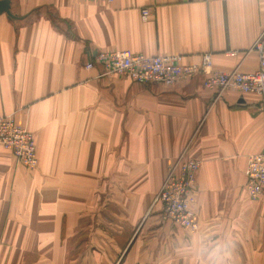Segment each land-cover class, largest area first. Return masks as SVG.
Here are the masks:
<instances>
[{
  "label": "crops",
  "instance_id": "obj_1",
  "mask_svg": "<svg viewBox=\"0 0 264 264\" xmlns=\"http://www.w3.org/2000/svg\"><path fill=\"white\" fill-rule=\"evenodd\" d=\"M11 2L22 20L0 16V117L34 134L39 163L0 144V264H211L203 253L220 246L227 264H264V197L249 198L245 176L264 102L203 75L167 88L86 68L130 50L185 64L211 53L216 71L255 73L264 0ZM179 158L201 162L197 231L153 206Z\"/></svg>",
  "mask_w": 264,
  "mask_h": 264
},
{
  "label": "built area",
  "instance_id": "obj_2",
  "mask_svg": "<svg viewBox=\"0 0 264 264\" xmlns=\"http://www.w3.org/2000/svg\"><path fill=\"white\" fill-rule=\"evenodd\" d=\"M109 3L112 0H79ZM150 10H142L147 21ZM258 54V70L255 73L230 72L213 68L211 53L201 57L200 64H185L181 55L146 56L130 50L99 52L95 61H89L87 69L95 65L103 68L104 75H120L140 85L173 87L179 82L205 77L204 87L218 94L233 89L244 94H254L264 102V29L252 49ZM231 55H236L231 52ZM264 104V103H263ZM0 144L11 151L18 163L30 170L38 166L34 134L17 123L13 116L0 117ZM201 162L179 158L170 168L161 188L153 199V206H161L162 220L174 228L197 231L199 226L192 212L197 186L196 175ZM246 190L252 200L264 197V148L248 160L245 171Z\"/></svg>",
  "mask_w": 264,
  "mask_h": 264
},
{
  "label": "clouds",
  "instance_id": "obj_3",
  "mask_svg": "<svg viewBox=\"0 0 264 264\" xmlns=\"http://www.w3.org/2000/svg\"><path fill=\"white\" fill-rule=\"evenodd\" d=\"M203 255L211 257V264H227V258L230 256V252L226 247L220 246L218 248L208 249Z\"/></svg>",
  "mask_w": 264,
  "mask_h": 264
},
{
  "label": "water",
  "instance_id": "obj_4",
  "mask_svg": "<svg viewBox=\"0 0 264 264\" xmlns=\"http://www.w3.org/2000/svg\"><path fill=\"white\" fill-rule=\"evenodd\" d=\"M2 15H6L10 21L22 20L21 17L13 13L11 0H0V16Z\"/></svg>",
  "mask_w": 264,
  "mask_h": 264
},
{
  "label": "rangeland",
  "instance_id": "obj_5",
  "mask_svg": "<svg viewBox=\"0 0 264 264\" xmlns=\"http://www.w3.org/2000/svg\"><path fill=\"white\" fill-rule=\"evenodd\" d=\"M106 209V207H104V206H102V207H98L97 208V214H99V212H100V210H105ZM102 212V211H101ZM82 213H84V214H88L89 213V210H85L84 212H83V210H82ZM68 225H69V228H71V223H67ZM87 225H88V222H87Z\"/></svg>",
  "mask_w": 264,
  "mask_h": 264
}]
</instances>
